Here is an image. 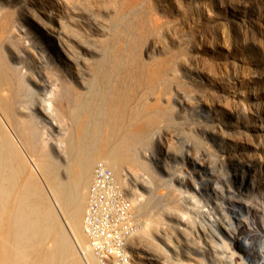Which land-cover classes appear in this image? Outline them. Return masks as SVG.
<instances>
[{
    "label": "bare ground",
    "instance_id": "1",
    "mask_svg": "<svg viewBox=\"0 0 264 264\" xmlns=\"http://www.w3.org/2000/svg\"><path fill=\"white\" fill-rule=\"evenodd\" d=\"M12 1L0 0V264H101L84 230L99 161L113 169L134 204L135 230L126 241L129 264H264V109L246 103L248 95L241 98L251 89L235 66L220 79L229 82L240 103L217 115L208 105L214 101L211 92L198 90L213 79L189 72V61L177 62L175 54L151 56L148 46L138 56L135 35L126 33L114 35L116 48L101 53L95 70H88L84 53L100 54L86 42L90 31L86 39L68 32L79 25L64 19L60 11L67 9L58 0H25L24 18L34 17L53 53L75 68L66 70L64 79H51L26 63L32 59L39 66L46 56L26 24L10 19V8L1 13ZM135 1L119 3L124 9ZM156 10L138 14L129 28L146 34V18L154 19ZM15 41L17 51L10 45ZM190 102L205 123L190 129L189 141H173L168 130ZM69 115L74 139L60 136L59 119ZM34 122L42 127L33 128ZM157 127L161 131L154 136ZM44 128L51 134L48 143ZM149 134L158 151L136 153ZM254 137L258 155L247 150ZM174 142L180 150L168 159L163 147ZM164 184L169 190L159 194ZM182 196L189 198V214ZM186 223L189 252L181 249Z\"/></svg>",
    "mask_w": 264,
    "mask_h": 264
},
{
    "label": "rangeland",
    "instance_id": "2",
    "mask_svg": "<svg viewBox=\"0 0 264 264\" xmlns=\"http://www.w3.org/2000/svg\"><path fill=\"white\" fill-rule=\"evenodd\" d=\"M24 1L13 0L9 3L11 4L10 7H7L5 2L3 4L5 8L1 10V13H7V9L10 8V12H8L10 19L13 22L19 20L26 24L29 36L38 44L37 48L42 50L46 56L39 66L37 64L35 66L32 59H27L26 63L31 65V69H41L51 79L58 81L60 78L64 79L66 72L75 71L74 66L65 64L64 60L53 53L54 49L51 44L36 30L38 22L34 17H29L28 20L24 18L23 13L25 12L21 8L24 6ZM58 1L67 9L63 13L60 11L64 19L68 23L79 25V27L75 26L78 28L73 30L68 29V32L86 39L84 33L89 30L92 35L89 40H86L87 44L100 51V54L93 56L84 53L83 64L88 70L89 68L95 70L96 61L101 58V53L109 54L112 49L116 48L113 40L114 35L121 36L129 33L131 36L135 35L137 39L132 48L138 56L145 51L147 46L150 47L149 53L151 56H158L159 53L165 55L175 54V61H189V65H187L189 72L197 71L205 76L204 79H207L206 76L213 79L211 83L199 86L198 90L211 92L209 93V99L214 101L208 103V105L218 112L217 115H221L223 111H228L240 103L238 100L240 98L233 96L234 89L229 82L220 79L221 72L224 73L226 68L233 66L243 79L249 83L251 89L243 94L241 98L248 95L246 96V99H248L246 103H255L254 107L264 109V0H137L124 9L120 6L119 0ZM152 7L157 8V10L154 19L146 18L147 33L136 35V32L129 28L128 22H131L138 14L147 13L148 9ZM40 14L44 15L41 12ZM94 23L99 24L103 30H97ZM246 27L253 28L255 34L248 31ZM135 38H132V40ZM10 45L13 50L17 51L19 45L16 41L10 43ZM79 49L84 51L82 46H79ZM165 51L168 53L166 54ZM123 52L127 55L126 50H123ZM119 53H122V50ZM85 57L87 59H84ZM67 61L72 65L71 60L67 59ZM187 77L191 81L192 75H189L188 72ZM31 81L33 80L30 78L29 82ZM191 85L189 82V90H194L195 86ZM220 86L225 87L224 92H222ZM253 94L259 95L258 99L253 98ZM193 106V103L190 102V105H187L189 111H186L182 115L183 117L179 118L175 127L169 128L168 131L173 136V141L180 138L189 141L190 129H197L199 128L197 126L204 125L205 122L193 114ZM208 110L207 107L206 110L201 111L202 115L205 116ZM59 122L62 126L60 136L74 139L75 134L71 116H65L59 119ZM34 127L39 129L42 124L34 122ZM42 131L45 142H50V131L46 128ZM160 131L161 128L157 127L153 131L154 136ZM242 137L248 138L245 135H242ZM62 138L60 143L63 144L64 151L65 141ZM249 140L254 142V145L247 149L249 154L258 155L259 150L256 147L258 139L254 137ZM178 143H169L170 148L163 147L165 157L170 159L171 154L179 152L180 146ZM195 143L201 148L200 142ZM138 151L144 153L158 151L157 145L154 144L153 137L150 134L142 145L135 147V152ZM170 165L172 167V163ZM156 169L165 172L163 167L156 166ZM61 170L64 171V168H61ZM153 182L157 184L156 181ZM168 190L169 188L164 184L158 188V193L167 194ZM182 198L180 202L183 211L189 214V198L184 196ZM233 224L237 225V222L234 220ZM184 226L186 227V233L182 237L181 249L183 252L184 250L189 252V223Z\"/></svg>",
    "mask_w": 264,
    "mask_h": 264
},
{
    "label": "built area",
    "instance_id": "3",
    "mask_svg": "<svg viewBox=\"0 0 264 264\" xmlns=\"http://www.w3.org/2000/svg\"><path fill=\"white\" fill-rule=\"evenodd\" d=\"M133 207L113 169L99 161L89 189L84 230L101 264H129L126 241L135 230Z\"/></svg>",
    "mask_w": 264,
    "mask_h": 264
}]
</instances>
